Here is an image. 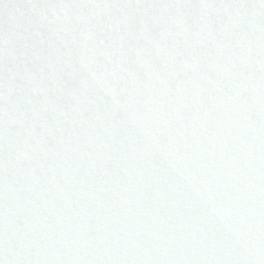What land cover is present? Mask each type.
I'll return each instance as SVG.
<instances>
[{"label": "snow or ice", "instance_id": "snow-or-ice-1", "mask_svg": "<svg viewBox=\"0 0 264 264\" xmlns=\"http://www.w3.org/2000/svg\"><path fill=\"white\" fill-rule=\"evenodd\" d=\"M0 264H264V0H0Z\"/></svg>", "mask_w": 264, "mask_h": 264}]
</instances>
